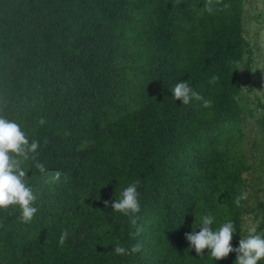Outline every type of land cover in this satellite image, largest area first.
<instances>
[{"label": "trees", "instance_id": "trees-1", "mask_svg": "<svg viewBox=\"0 0 264 264\" xmlns=\"http://www.w3.org/2000/svg\"><path fill=\"white\" fill-rule=\"evenodd\" d=\"M206 3L0 0V116L39 142L24 164L38 211L25 224L18 208L0 210V264H235V252L197 256L185 233L210 214L214 230L234 224L236 248L251 214L264 234V201L235 204L248 170L233 151L240 67L248 75L251 62L243 0H213L211 14ZM183 81L212 106L175 101ZM137 180L133 238L104 201ZM117 243L141 250L117 256Z\"/></svg>", "mask_w": 264, "mask_h": 264}, {"label": "clouds", "instance_id": "clouds-1", "mask_svg": "<svg viewBox=\"0 0 264 264\" xmlns=\"http://www.w3.org/2000/svg\"><path fill=\"white\" fill-rule=\"evenodd\" d=\"M179 3V0H177ZM216 3H221V0H216ZM215 5L213 0H207L205 11L211 14ZM230 7L228 4H223V8ZM219 77L212 76L209 81L214 84ZM172 98L175 101H180L182 105H188L193 99L203 101L202 107L210 108L212 101L202 97L197 93L187 81L178 82L172 89ZM45 120H39L40 125L45 124ZM38 141L29 142L25 132L21 126L13 120L0 116V210H7L11 207H16L20 210L19 219L22 223L28 224L32 221L34 215L38 211L33 206L36 195L33 189L27 183V171L24 168L25 162L36 160ZM36 169L44 174L47 168L44 164L37 162ZM60 173L57 172L54 176L55 180H59ZM137 180L128 184L119 193V198L113 201H104L105 208H111L113 212L122 214L128 217L130 224L135 228L131 234L133 238L138 237L142 231V226L137 223V213L140 212L138 185ZM247 198V193H243L235 200L237 206L241 200ZM213 217L203 215L200 224L193 231L185 233V239L191 249H194L197 256H201L204 250H208L211 258L215 261L223 260L228 257L229 253H236L235 264H258L264 260V234L257 233V226H252L248 229V235L239 240V246L233 248L231 241L235 232L234 224L231 221L224 223L218 229L214 230ZM68 238V232L64 231L59 237V245L63 246ZM141 250L140 244H134L130 249L121 246L119 243L113 248V252L117 256H127L137 253Z\"/></svg>", "mask_w": 264, "mask_h": 264}, {"label": "rangeland", "instance_id": "rangeland-1", "mask_svg": "<svg viewBox=\"0 0 264 264\" xmlns=\"http://www.w3.org/2000/svg\"><path fill=\"white\" fill-rule=\"evenodd\" d=\"M242 36L250 50V71L240 67V124L233 151L248 167L243 174V188L250 202L264 201V0H243ZM255 225L252 215L242 220L243 238Z\"/></svg>", "mask_w": 264, "mask_h": 264}]
</instances>
